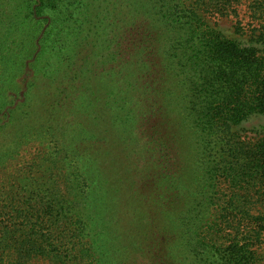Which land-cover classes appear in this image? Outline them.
<instances>
[{
    "label": "trees",
    "instance_id": "obj_1",
    "mask_svg": "<svg viewBox=\"0 0 264 264\" xmlns=\"http://www.w3.org/2000/svg\"><path fill=\"white\" fill-rule=\"evenodd\" d=\"M240 1L0 0V264H179L182 240V257L258 263L264 137L243 148L234 128L264 113V32L214 21ZM129 207L125 236L90 235Z\"/></svg>",
    "mask_w": 264,
    "mask_h": 264
},
{
    "label": "rangeland",
    "instance_id": "obj_2",
    "mask_svg": "<svg viewBox=\"0 0 264 264\" xmlns=\"http://www.w3.org/2000/svg\"><path fill=\"white\" fill-rule=\"evenodd\" d=\"M235 7L229 12L227 16H224L222 18H215L214 21L217 22L218 28L224 32L225 34L235 37V38H241L242 40H246L252 36V34H258L260 32H264V0H241L239 3L234 5ZM246 44V43H243ZM234 133L237 134V142L240 147L247 148L248 145H252L255 142H257L259 139L264 137V113L262 114H255L250 115L248 118H246L244 121H242L240 124H238L234 128ZM76 135L80 138L83 137L82 131L77 132ZM34 147H28L25 151L22 152L21 157L16 160L18 162H15L16 165L26 160H29L31 158V155L35 153ZM182 152H180V155ZM182 159L184 161V169L187 170V172L184 173L183 181L185 186V189L188 188L190 185H192V178L190 173L188 171H191L193 168V163L196 161V156L192 153L184 154L182 156ZM184 170V171H185ZM36 171V170H35ZM72 169L69 168L67 165L63 166L60 169L53 168L51 170L52 174L55 177V180L58 183L59 191L63 195H65L66 199H70L71 197V190L67 187V181H65L69 177H73L71 175ZM34 172V171H32ZM67 184V185H66ZM147 187L141 188V193L145 194L147 192ZM5 189L4 186L0 185V192L1 190ZM97 194V206H95V211H103V206L107 204V199L109 201L113 200L116 196L115 194H112L111 192L108 193L106 196L102 194V191L96 189ZM257 201H254L252 213L257 214L261 213L264 215V197H257ZM85 204H83L84 206ZM224 205V204H223ZM112 207V208H111ZM220 208H223L220 207ZM120 209V208H119ZM119 209L117 211V214L115 217H106L104 218V221L106 219L110 218V222H104L103 220L99 221L100 218L96 217L98 219V222L96 223L95 218V225L90 226L91 229H88L91 236L100 235L101 229L106 226V233L105 235L107 237H117L121 234L125 236V228H128L131 226L132 218L128 217L129 214L135 213V210L133 208H125V214L119 215ZM114 211V206L111 204L109 207L106 208L107 213L109 211ZM131 219V220H130ZM119 220L121 222H125L126 227L123 228L122 224H119ZM246 221L253 222L251 219H246ZM94 224V223H93ZM110 233H109V232ZM264 236V235H263ZM131 238H133L131 236ZM132 241V240H131ZM187 240L180 241L181 244L187 243ZM179 242H176L174 246L172 245L171 248H173V252L171 255L167 256V259L170 261L174 258H178V260H181L179 264H208L209 262H212V264H219V261L217 258H215L213 253L205 254L200 252H193V248H191L190 252L187 253L184 257L179 256L174 251L175 248L180 246ZM258 255V263L256 264H264V241L261 243L260 246L256 247ZM122 260H125L124 257ZM118 261H120V258L118 256ZM128 262L131 263V256L128 258ZM28 264H66L64 261L58 258H51L50 256H44V257H34L31 260H29ZM136 264H146V261L143 259L138 258Z\"/></svg>",
    "mask_w": 264,
    "mask_h": 264
}]
</instances>
